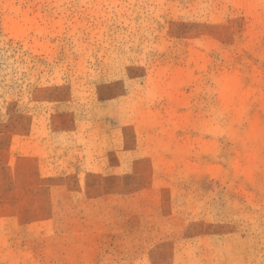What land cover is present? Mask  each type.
<instances>
[{
	"label": "rangeland",
	"instance_id": "374dc122",
	"mask_svg": "<svg viewBox=\"0 0 264 264\" xmlns=\"http://www.w3.org/2000/svg\"><path fill=\"white\" fill-rule=\"evenodd\" d=\"M0 264H264V0H0Z\"/></svg>",
	"mask_w": 264,
	"mask_h": 264
}]
</instances>
